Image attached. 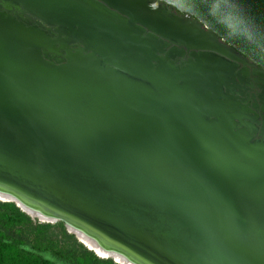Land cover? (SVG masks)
<instances>
[{
    "label": "water",
    "instance_id": "water-1",
    "mask_svg": "<svg viewBox=\"0 0 264 264\" xmlns=\"http://www.w3.org/2000/svg\"><path fill=\"white\" fill-rule=\"evenodd\" d=\"M0 1L55 33L0 12L1 185L147 264H264V0Z\"/></svg>",
    "mask_w": 264,
    "mask_h": 264
},
{
    "label": "trees",
    "instance_id": "trees-1",
    "mask_svg": "<svg viewBox=\"0 0 264 264\" xmlns=\"http://www.w3.org/2000/svg\"><path fill=\"white\" fill-rule=\"evenodd\" d=\"M29 216L14 202L0 201V264H53L42 256L45 251L64 264H117L83 246L65 230L63 221L54 225ZM53 230L58 237H51Z\"/></svg>",
    "mask_w": 264,
    "mask_h": 264
},
{
    "label": "bare ground",
    "instance_id": "bare-ground-1",
    "mask_svg": "<svg viewBox=\"0 0 264 264\" xmlns=\"http://www.w3.org/2000/svg\"><path fill=\"white\" fill-rule=\"evenodd\" d=\"M0 200L14 202L23 211L39 218L42 221H63L69 231L74 233L88 248L93 250L101 257L112 258L119 264H147L126 250L105 241V239L99 237L97 234L86 229L82 225L57 216L55 213L47 210L40 204L28 200L19 193L1 184Z\"/></svg>",
    "mask_w": 264,
    "mask_h": 264
},
{
    "label": "flooded vegetation",
    "instance_id": "flooded-vegetation-1",
    "mask_svg": "<svg viewBox=\"0 0 264 264\" xmlns=\"http://www.w3.org/2000/svg\"><path fill=\"white\" fill-rule=\"evenodd\" d=\"M0 12H5L11 15H14L15 17H17L19 20H21L22 22L28 24V25H37L40 28L45 29L49 34H51L52 36L55 35L53 28L40 22L37 18L23 12V11H19L17 9H15L14 7L11 8H7L1 1H0ZM76 44L72 45V47H75ZM47 57L56 61V62H61L64 61V56H63V52H59L58 54L56 53H47ZM250 70L253 69L249 68ZM251 77H257V78H261L260 75H255L250 73L249 74ZM255 84H261L260 81L256 80L254 81ZM256 89V88H255Z\"/></svg>",
    "mask_w": 264,
    "mask_h": 264
},
{
    "label": "rangeland",
    "instance_id": "rangeland-1",
    "mask_svg": "<svg viewBox=\"0 0 264 264\" xmlns=\"http://www.w3.org/2000/svg\"><path fill=\"white\" fill-rule=\"evenodd\" d=\"M0 201H2V202H11V201H4V200H0ZM15 205H17V204H15ZM19 207V206H18ZM20 208V207H19ZM21 209V208H20ZM28 214V213H27ZM30 215V214H29ZM34 222H41V223H49V224H58V222H61V221H54V222H48V221H42V220H40L39 218H37V217H35V216H32V215H30L29 216ZM63 223V226L65 227V230L68 232V233H72L71 231H69V229L67 228V226L65 225V223L64 222H62ZM72 235L77 239V241H81L74 233H72ZM51 237L52 238H55V237H58V235H56V233H55V230H53V232L51 233ZM82 242V241H81ZM83 243V242H82ZM83 246H85L86 247V245L83 243ZM24 247L25 248H28L29 249V246L28 245H24ZM87 248V247H86ZM90 249V248H89ZM42 254V256L43 257H45V258H47V259H49V260H51L52 262H53V264H64L63 262H61V261H58L50 252H48V251H45V252H42L41 253ZM104 258H106V257H104ZM112 260V259H111ZM113 262H115L114 260H112ZM116 263V262H115ZM118 264V263H117Z\"/></svg>",
    "mask_w": 264,
    "mask_h": 264
}]
</instances>
